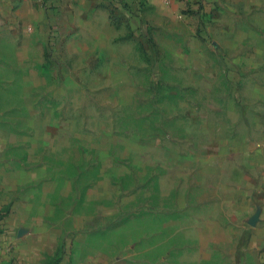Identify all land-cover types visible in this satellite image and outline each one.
Wrapping results in <instances>:
<instances>
[{
	"label": "rangeland",
	"instance_id": "374dc122",
	"mask_svg": "<svg viewBox=\"0 0 264 264\" xmlns=\"http://www.w3.org/2000/svg\"><path fill=\"white\" fill-rule=\"evenodd\" d=\"M135 1V15L106 1L58 11L45 40L0 41L1 211L45 213L49 236L75 237L76 264H230L225 203L264 87V12L194 27L188 8Z\"/></svg>",
	"mask_w": 264,
	"mask_h": 264
},
{
	"label": "crops",
	"instance_id": "0c3cea01",
	"mask_svg": "<svg viewBox=\"0 0 264 264\" xmlns=\"http://www.w3.org/2000/svg\"><path fill=\"white\" fill-rule=\"evenodd\" d=\"M45 1L0 0V41L15 43L18 41L17 36H24L23 43L33 40L37 42L43 40L42 34L45 40V27L49 21ZM138 1L154 9L170 8L178 14L182 9L188 8L186 11L190 13L180 14L178 18L184 17L194 27L203 21L204 26L211 27L212 24L208 21L221 14L222 22L217 20L215 24L222 28H235V13L249 8L264 12V7L257 5L258 0H210L209 3L207 0L200 7L194 6L192 0H136L135 3ZM104 2L106 1L56 0L54 5L57 6V11L63 13V20L66 21L69 20L67 13L75 17L73 13L76 12L105 11L107 6ZM226 15L235 16V19H231V26L223 23ZM233 31H225L223 36L237 43L242 31ZM256 88L262 94L256 89L259 98L252 105L255 111L254 134L248 138L245 147H240L243 167L238 174L240 178L229 187L232 192L225 203L231 222L223 237L230 248L227 245L223 249L226 251L229 248L230 264H264V87ZM2 206L0 203V264H76L75 237L49 236L47 229L54 226L51 228L56 231L57 226L41 222L45 213L3 214Z\"/></svg>",
	"mask_w": 264,
	"mask_h": 264
},
{
	"label": "trees",
	"instance_id": "16d2710c",
	"mask_svg": "<svg viewBox=\"0 0 264 264\" xmlns=\"http://www.w3.org/2000/svg\"><path fill=\"white\" fill-rule=\"evenodd\" d=\"M102 1L109 2L111 7L114 10L123 11L128 16H131V14H134V15L136 14L132 11L135 9L133 7L134 6L133 0H102ZM54 4H56V0H46L45 1V5L47 6V9H48L49 18L53 17L55 19L58 11H57V6ZM137 10L139 9L137 8ZM53 30L54 32L52 33L53 35L52 43L54 42V40H56L61 35V30H58L57 27H55V29Z\"/></svg>",
	"mask_w": 264,
	"mask_h": 264
}]
</instances>
